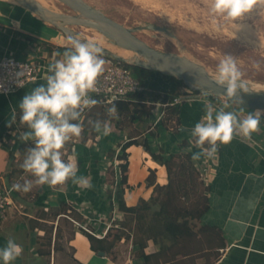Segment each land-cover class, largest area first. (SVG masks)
I'll return each instance as SVG.
<instances>
[{
  "label": "crops",
  "instance_id": "crops-1",
  "mask_svg": "<svg viewBox=\"0 0 264 264\" xmlns=\"http://www.w3.org/2000/svg\"><path fill=\"white\" fill-rule=\"evenodd\" d=\"M30 12L23 7H16V10L13 7L12 11L7 12L0 6V15L4 16L0 18V56L40 57L48 66L43 80L30 83L10 94H0V182L14 184L29 180L33 188L37 183L36 178L21 166L27 153L26 149L21 150V143L24 140L21 137L30 129L20 120L19 102L33 88L46 83L47 76L50 74V65L55 60L62 59L70 45L66 37L60 35V31L41 22L37 15L35 17ZM21 21L44 32L54 29L57 31V36L54 39L40 37L37 33L23 27ZM151 78L157 82L154 83ZM146 88L171 91L174 89V83L163 78L159 72H153L146 81ZM207 104H210L215 111L223 107L225 103L223 100L214 102L200 96H194L192 100L185 101L181 109V119L184 130H190L189 136L174 135L167 131L169 139H163L164 145L169 149L177 148L175 142H179L180 136L186 135L189 142L187 149H192L193 153H199L198 158L195 159L199 168L203 170L209 198V208L201 216L199 224L217 227L225 240V247L220 250V257L215 264H264V121L251 134L250 139L234 134L233 139L228 143L217 142L216 151L209 156L207 143L205 142L206 146H197L195 138L191 135V129L195 123L201 121L205 115ZM227 110H234L243 118L249 111L255 109H239L230 105ZM112 130L116 131L111 127L107 135L97 130L96 140L106 141ZM126 136L127 134L124 133V137ZM144 137L154 147L157 146L156 142H159V148L163 145L160 140L158 141L159 136L153 137L146 133ZM75 141L77 142V139ZM170 142H172L171 146ZM85 148L81 143H76L71 153L68 152L67 155L68 158L79 161H76L77 175L86 177L90 181V187H83L69 179L68 182L60 184V188L40 184L36 194L31 193L32 188L28 192L16 190V205L10 207L6 216L0 220V246H3L9 238L22 246V253L11 264H51V260L55 261L56 251L64 247L61 243L63 236L59 221L62 217L70 218L69 216L65 214L56 216L58 221L55 226L56 235L50 244L52 249L45 263L42 258L46 255L39 254L35 244H38V239H41L47 231L42 222H50L41 214L57 207L61 201L70 203L81 214H84L86 208H90L102 218L115 216L120 211L105 198V192L108 189L104 187L105 182L101 177L103 169H98V174L96 173L92 181L90 175H85L87 163L84 159H80V156L78 159L76 157L77 151L84 153ZM128 150L130 188L126 190L125 197L129 204H133L140 197L147 199L152 195L153 186H147L145 182L149 169L155 170L156 181L161 184L167 183L168 178L165 167L155 161L144 146L133 145ZM93 226L96 230H103V226L100 228L98 224ZM72 230V236L67 239L66 245L71 249L70 256L74 264H77L75 259L84 264H140L138 261L141 258H137L133 253L137 250V246H134V237L131 242L130 238L123 237L115 243H118L116 245L118 247L128 244L130 248L129 256H125L122 260V257L114 253L117 247L111 248L108 253L104 252L105 254L101 256L91 248L89 238L82 228L74 225ZM58 231H60L58 238L60 248L56 249ZM156 250L155 243L148 240L145 252L152 253ZM51 251L54 254H51ZM198 262L201 263L199 260Z\"/></svg>",
  "mask_w": 264,
  "mask_h": 264
},
{
  "label": "rangeland",
  "instance_id": "rangeland-1",
  "mask_svg": "<svg viewBox=\"0 0 264 264\" xmlns=\"http://www.w3.org/2000/svg\"><path fill=\"white\" fill-rule=\"evenodd\" d=\"M85 1L96 8H101L108 16L128 27H137L138 30L136 31V34L151 46L163 51L173 52L182 57H187L201 65H204L208 70H211V72L215 73L217 64L225 54L232 55L236 59L238 67L243 74L242 78L247 82L249 91H264V0H255L253 8L235 22L227 21L220 17L214 18L209 11V0ZM45 3L48 8L60 13H76L60 0H45ZM0 6L4 7V10L7 12L12 11L13 7H15V10L16 7H23L17 0H0ZM38 19L48 26L52 28L54 27V25L47 23L40 18ZM149 25L166 27L168 28V31H164L162 29H151ZM71 27L77 31L78 39L92 40L100 44L104 49H107L109 45L120 48L108 35H105L92 27L81 25ZM54 29L58 30L56 27H54ZM54 29L52 30L57 32ZM172 33L175 34L176 37H173L171 35ZM64 36L66 37L67 43L70 45V36ZM109 49L107 50L111 53L117 54L115 51H111ZM108 56L112 57V55L104 51L106 64L111 62L109 60L107 61ZM151 79H153L154 83L157 82L154 78ZM151 79L149 81H151ZM181 91L190 92L191 89L187 86H182ZM221 100H223V103L227 102L224 97H220L219 101ZM233 105L239 109L244 108L237 104ZM150 110L152 113L151 122L156 123L152 131L157 133L159 136L158 141L160 140L164 145L163 139H169L167 137V130H165L166 128L157 126V123L159 124L162 120H157V118L163 111L160 110L159 105L152 106ZM162 114L163 115H161V117L163 118L165 114L164 112ZM120 121L122 122L121 127L125 130H121L113 123H104L110 130L111 127L116 130H112L110 136H108L104 143H102L101 140H96L98 132L95 136H92L90 132H85L86 141L83 143L84 134L82 129L79 136L73 137L70 141H68L81 143L82 147H86L84 153L77 151L78 156L76 157L78 159L80 156V159H84L87 163L85 166L87 174L85 175H90L91 181L95 178L94 176L99 171L98 169H103L101 177L104 179L106 184H104V187L106 189L113 187L111 183L116 173L115 171L118 170V164L120 163L115 154L111 156L108 155V149L109 147H114L118 152L120 144L126 138L124 137V133L127 134L129 131L135 130V126L129 123L126 119L120 118ZM169 124L171 126V123ZM181 137L183 136H180V139ZM76 139L77 142L75 141ZM68 142L62 149L65 158H68ZM32 143H34V138L22 140V149L28 150ZM155 144L157 145L156 151H158L160 149L157 148L159 146V142H156ZM171 144L172 142H170L169 145L171 146ZM175 144L179 147V142L176 141ZM186 150L188 152V149ZM180 151L181 149L179 150V148H172L168 151V153L166 152V155L169 157L171 156L172 158L173 175L177 178L185 175L184 177L188 178V181L190 177H193V175L190 171H188L187 166H189V164L185 161ZM76 161L79 162L78 160ZM199 170L200 175L203 177V170L201 168H199ZM23 182L24 181H21L19 183L23 184ZM39 185V183H35L31 193L36 194L37 187ZM53 186L55 188H60V184ZM46 211L47 212H44L41 216L45 217L50 222H42L44 223L43 227H45L47 231L41 239H38V244H35L36 251H38L39 254H43L44 256L46 255L42 258L44 263L45 260L48 259L47 255L49 254L50 249H52L50 244L56 235L55 226L58 222L57 218L53 215L54 211L52 209H48ZM39 212L40 210L37 212L38 215ZM116 215L102 218L98 217L94 211L90 210V208H86L84 210V214H82L84 221L79 222L75 220L78 219L76 216L75 218L62 217L59 221V228L61 229L63 236L61 243L64 247L63 249L56 251L55 261L51 260V264H74L70 256L71 249L66 245V241L72 236V229L74 228V225L82 228V226L78 225L77 222L83 224L87 228L91 229V231L96 232L99 235H103L106 231H109V233L113 235L121 231L125 225L126 228L124 231L125 233H130V242L133 237L137 239V237L142 236L139 230V224L135 220L130 219L126 213L120 211H118ZM94 224H98L99 228L103 226V230H96L93 226ZM199 232L201 233V230H199ZM116 245H118V243L114 244L112 248L117 247L114 253H117L119 257H122V260L125 259V256H129L130 248L128 244H124L120 247ZM133 253H135L134 255H137L138 250ZM51 254H54V252L52 253L51 251ZM202 256V252H198L196 254V258L199 261H202ZM138 263H141V260H139Z\"/></svg>",
  "mask_w": 264,
  "mask_h": 264
},
{
  "label": "trees",
  "instance_id": "trees-1",
  "mask_svg": "<svg viewBox=\"0 0 264 264\" xmlns=\"http://www.w3.org/2000/svg\"><path fill=\"white\" fill-rule=\"evenodd\" d=\"M108 60L117 63L120 62L128 67L132 74L145 86L144 89L131 92L123 100H117L109 105L95 104L82 111L79 117V123L83 130V143L86 141L85 132H90L95 136L97 130L94 129L92 122L100 120L103 124L106 122L113 123L121 130L120 118L126 119L135 126L134 131L127 133L126 139L120 144L117 152L114 147H109L108 155H114L120 162L118 171H115L112 180V188L105 192V198L110 200L118 210L126 213L130 219L139 224V230L142 236L134 239V246H137V258H141L140 264H215L220 257V250L225 247V240L220 229L214 226L200 225L201 216L209 208V198L207 195L208 185L205 184L196 159L193 158V150L187 152L189 129L184 130L181 119V109L185 101L173 103L174 98L189 94L181 91L182 86H186L183 80L169 75L161 74L163 78L174 83V89L171 91H161L158 89L146 88V81L151 77V69L127 63L114 57ZM193 96L210 101L218 102L220 98L212 95H205L199 91L191 90ZM157 103H167L165 106L159 105L160 110L164 112V117L157 123L158 127L166 128L174 135L186 134L179 139V150L185 161L189 164L188 171L193 177L185 178V175L177 178L173 175L172 158L166 155L170 150L168 146L162 145L158 151L156 147L150 144L144 137L149 133L153 137L158 136L155 131V123L151 122V108ZM115 105V113L109 112V109ZM171 123V126L170 124ZM170 128V129H167ZM105 140H102L104 143ZM75 142H68V151L71 153ZM34 143L31 144V147ZM102 145V144H101ZM133 145H142L151 154L152 158L159 164L163 165L167 172L168 181L161 184L156 181V172L149 169L145 182L147 186H153L152 195L149 198L140 197L136 203L129 204L126 200L125 193L130 184L128 177L130 173L129 166V148ZM206 146V143L205 145ZM159 148V147H158ZM166 149V150H165ZM21 150L22 149L21 147ZM186 150V151H185ZM186 168V169H187ZM69 180L65 181L68 182ZM16 190L14 192V195ZM56 217L65 214L77 221H84L80 211L76 210L70 203L61 201L59 205L52 209ZM126 226L118 233L111 235L109 231L103 237H97L85 230L88 236L91 248L95 252L108 253L112 246L123 237L130 238V233H125ZM201 230V233L199 232ZM60 231L57 233L55 246L59 248L58 238ZM148 240H152L157 246V250L152 253H146L145 248ZM202 252L201 263L197 261L196 254ZM77 264H84L75 259Z\"/></svg>",
  "mask_w": 264,
  "mask_h": 264
},
{
  "label": "clouds",
  "instance_id": "clouds-1",
  "mask_svg": "<svg viewBox=\"0 0 264 264\" xmlns=\"http://www.w3.org/2000/svg\"><path fill=\"white\" fill-rule=\"evenodd\" d=\"M255 0H209V11L213 17L235 22L248 13ZM235 26V25H234ZM70 47L62 59L50 65V74L45 84L38 85L26 93L19 102L20 120L30 129L21 139L34 138V145L27 150L22 168L30 172L36 182L43 185H57L71 179L83 187H90V181L78 176V167L74 158H65L64 145L73 137L79 136L81 124L79 117L85 107L95 105L97 101L89 96L94 90L97 78L104 72V50L92 40L70 37ZM236 59L225 54L216 66L215 79L225 88V95L236 98L243 104V95L248 93L247 82L242 78ZM239 93V96L237 95ZM229 103L214 111L210 104L205 115L195 123L191 135L197 146L208 145L207 154L216 151L217 142L228 143L234 134L250 139L251 134L264 121V108L249 111L241 118ZM113 105L109 112L115 113ZM94 129L107 135L110 131L100 120L92 122ZM194 153L193 158H198ZM14 190L28 192L32 182L12 185ZM22 253V246L9 238L0 246V264H11Z\"/></svg>",
  "mask_w": 264,
  "mask_h": 264
},
{
  "label": "water",
  "instance_id": "water-1",
  "mask_svg": "<svg viewBox=\"0 0 264 264\" xmlns=\"http://www.w3.org/2000/svg\"><path fill=\"white\" fill-rule=\"evenodd\" d=\"M17 1L43 21L54 25L60 31V35L78 38L77 31L72 29L71 26L92 27L108 35L119 47L133 50L149 62L143 60L129 61L103 48L106 53H109L114 58L151 69L161 74L175 76L183 80L184 84L191 90L199 91L205 95H212L215 98L224 97L230 105L237 104L241 107L252 109L264 108V91H248V93L242 94L243 104L236 98L229 100L225 95V88L217 83L215 77L210 74V71L204 65L187 57L151 46L136 34L137 27L126 26L108 16L101 8H96L85 0H60L75 11L76 13L74 14L54 11L38 1ZM149 27L151 29L168 31L166 27L155 25H149ZM171 35L176 37L173 33ZM237 95L239 96V93ZM98 254L103 256L105 253L100 251Z\"/></svg>",
  "mask_w": 264,
  "mask_h": 264
},
{
  "label": "built area",
  "instance_id": "built-area-1",
  "mask_svg": "<svg viewBox=\"0 0 264 264\" xmlns=\"http://www.w3.org/2000/svg\"><path fill=\"white\" fill-rule=\"evenodd\" d=\"M47 71L48 66L40 57L20 58L13 55L0 56V94H10L30 83L43 80L46 77ZM144 88L145 86L132 74L128 67L120 62H110L104 65V72L97 78L95 88L89 92V96L97 101L96 104L109 105L117 100L125 99L131 92ZM193 98L194 96L189 92V94L175 97L172 104L190 101ZM166 104L157 103V105L162 106ZM87 108L85 107L83 111ZM162 113L158 116L157 120L162 118ZM12 185V183L0 182V220L6 216L10 207L16 205L15 190L12 188ZM77 224L97 237H103L107 233L106 231L103 235H99L83 224L79 222Z\"/></svg>",
  "mask_w": 264,
  "mask_h": 264
},
{
  "label": "bare ground",
  "instance_id": "bare-ground-1",
  "mask_svg": "<svg viewBox=\"0 0 264 264\" xmlns=\"http://www.w3.org/2000/svg\"><path fill=\"white\" fill-rule=\"evenodd\" d=\"M33 1H38V2H41L43 5H45V6H47V4L45 3V0H33ZM2 12V11H1ZM3 13V12H2ZM31 13V15H35L33 12H30ZM4 14V13H3ZM1 17H4V16H2V15H0V18ZM35 17H36V15H35ZM21 25L23 26V27H25V28H27L28 30H31V31H33V32H35V33H37L40 37H45V38H48V39H54V38H56V34H57V32H55V31H53V30H51V31H49V32H44V31H40V30H38L35 26H33V25H31V24H29V23H27V22H24V21H21ZM232 30V29H231ZM238 32H240V31H238ZM102 35V34H101ZM96 36V35H95ZM59 38V37H58ZM57 38V39H58ZM103 38V37H102ZM105 38V37H104ZM60 39V38H59ZM107 39V38H106ZM100 40V39H99ZM58 42H59V40H58ZM62 42V41H61ZM110 48V49H109ZM107 49H109V50H111V51H115L118 55H120V56H122V57H124L125 59H127V60H129V61H137V60H143V61H145V62H149L148 60H146V59H144L140 54H138V53H136L135 51H133V50H130V49H127V48H123V47H120V48H116V47H113V45L111 46V45H109L108 46V48ZM210 71V74L212 75V76H214L215 77V73L214 72H211V70H209Z\"/></svg>",
  "mask_w": 264,
  "mask_h": 264
}]
</instances>
